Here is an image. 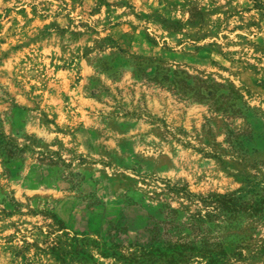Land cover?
<instances>
[{"label": "rangeland", "instance_id": "rangeland-1", "mask_svg": "<svg viewBox=\"0 0 264 264\" xmlns=\"http://www.w3.org/2000/svg\"><path fill=\"white\" fill-rule=\"evenodd\" d=\"M0 264H264V0H0Z\"/></svg>", "mask_w": 264, "mask_h": 264}]
</instances>
